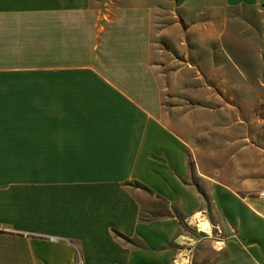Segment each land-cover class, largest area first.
<instances>
[{
  "label": "crops",
  "instance_id": "0c3cea01",
  "mask_svg": "<svg viewBox=\"0 0 264 264\" xmlns=\"http://www.w3.org/2000/svg\"><path fill=\"white\" fill-rule=\"evenodd\" d=\"M163 1L0 0V264H264V142L226 106L196 117L209 96L187 90L210 81L216 38L225 62L256 64L259 0H218L202 24L181 10L197 0ZM164 39L183 56L168 75ZM248 74L239 92L259 101ZM147 199L185 222L147 219Z\"/></svg>",
  "mask_w": 264,
  "mask_h": 264
},
{
  "label": "rangeland",
  "instance_id": "374dc122",
  "mask_svg": "<svg viewBox=\"0 0 264 264\" xmlns=\"http://www.w3.org/2000/svg\"><path fill=\"white\" fill-rule=\"evenodd\" d=\"M218 0H197L192 3H188L187 6L181 7V10H185L186 12L194 11V15L192 16V21L195 23L202 24L203 22L207 21L208 17L213 14H217L219 12H216L217 9L219 11V8H222V6L218 5ZM182 0H176V3H167V0H164L162 3V7L165 9L173 8L175 11L180 14V5H182ZM250 13H252V17L254 18V22L256 21L258 25V31L259 33L257 36H259V39L253 41L251 45L255 48H259V53L257 56L256 64L253 65V67H246V66H233L231 65L230 61L228 59L225 60L226 52L223 47H220V41L218 38L211 41V67H210V81L204 82L203 79L195 80L192 82L191 80L187 81L188 83V91H193V83L195 87V94L200 95L202 97L204 94L205 96H209V102H206L204 104V101H201L200 104H198L196 101L192 104L196 106V110H200L201 108L197 107H207L209 114L206 115H197L196 117L200 118L201 120L204 119L205 123H209L210 125H214L219 122L220 119V113L217 109V107L226 106V120L225 122L227 124H231L238 118L241 117L244 122L248 124V128H250V125H252L251 131L248 133V130L244 135H249L250 139H253L254 141L264 142V0H259V7L249 9ZM208 11H213L209 13L208 15H202L204 13H207ZM259 13V14H258ZM199 18V19H198ZM183 26H186L183 19L179 20ZM202 27L200 26V29ZM194 34H197V30H195ZM250 36H248L249 38ZM250 41V40H246ZM245 41V42H246ZM163 43V56L162 61L164 63V75L170 74L172 71H177L178 66H174L171 62L173 59L182 60L183 56L178 54L176 51L172 50L171 46L167 44L166 40H162ZM246 44V43H245ZM167 51V52H165ZM173 51V52H172ZM221 61V66L218 64ZM200 72H204V68H199ZM257 70L258 72V80L260 81V97L259 101L258 99H252V98H243V95L239 92V89L244 87L246 84V79H248L249 74L248 73H255ZM197 76V74H196ZM199 76V75H198ZM189 79V78H188ZM169 81V82H168ZM165 85L167 87V90L170 89V80H165ZM168 82V83H167ZM263 82V83H262ZM183 88L182 86L178 85L177 93L179 95V99H176V102L179 105L180 113H182V110L185 106H188L189 101L193 99H185L183 98L182 92ZM207 92V93H206ZM181 94V95H180ZM197 97V96H196ZM203 100V99H201ZM164 106H168L169 101L166 97L163 99ZM173 101H175L173 99ZM258 102H260L261 106H258ZM191 105H189L190 107ZM258 109V110H257ZM185 113V112H184ZM183 116V115H182ZM181 114L179 116V122L180 118H182ZM167 120V118H165ZM236 121V122H237ZM166 122V121H165ZM203 122V121H202ZM210 126H201L198 130V133H195V137L200 139V136L204 134V129L209 128ZM212 127V126H211ZM244 131V128H243ZM247 137V136H246ZM249 138V137H248ZM188 167L190 172V177L188 180H184L185 182H189L190 184L194 185L195 187L199 188L200 185V177L199 172L202 171L203 164H198L196 159H194V156L191 152L188 154ZM202 167V168H201ZM245 180V179H244ZM145 189V188H142ZM148 191V190H147ZM146 217L147 219H155L160 216H168L171 214L176 215L180 219H182V222H185L183 219V215L181 212L177 211H170L168 202L166 200L161 199H147L146 200ZM202 217V214L200 216H196L197 220H199ZM209 221V220H208ZM188 222H193V220H189ZM200 222V221H198ZM203 227H201L200 223L196 227V231L200 230V232L204 233L202 231ZM80 261V259H79Z\"/></svg>",
  "mask_w": 264,
  "mask_h": 264
},
{
  "label": "built area",
  "instance_id": "2783aa9c",
  "mask_svg": "<svg viewBox=\"0 0 264 264\" xmlns=\"http://www.w3.org/2000/svg\"><path fill=\"white\" fill-rule=\"evenodd\" d=\"M4 231V229L0 226V233ZM79 264H83V261L80 259Z\"/></svg>",
  "mask_w": 264,
  "mask_h": 264
},
{
  "label": "bare ground",
  "instance_id": "6f19581e",
  "mask_svg": "<svg viewBox=\"0 0 264 264\" xmlns=\"http://www.w3.org/2000/svg\"><path fill=\"white\" fill-rule=\"evenodd\" d=\"M204 220V218H203V216L199 219V221L201 222V221H203Z\"/></svg>",
  "mask_w": 264,
  "mask_h": 264
}]
</instances>
